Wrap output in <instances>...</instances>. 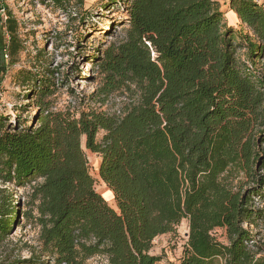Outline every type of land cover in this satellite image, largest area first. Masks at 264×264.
<instances>
[{"label":"trees","instance_id":"1","mask_svg":"<svg viewBox=\"0 0 264 264\" xmlns=\"http://www.w3.org/2000/svg\"><path fill=\"white\" fill-rule=\"evenodd\" d=\"M97 6L125 30L98 58L97 93L129 102L113 114L54 109L55 82L22 71L36 111L31 121L0 114V251L21 215L38 226L40 245L29 259L0 254V264H157L154 239L183 219L178 264H264V235L245 227L264 222L255 206L264 190V0H228L236 25L219 0H101L86 11ZM2 20L9 65L23 43L11 12ZM87 150L101 157L117 209L96 189ZM28 185L21 212L15 194Z\"/></svg>","mask_w":264,"mask_h":264},{"label":"rangeland","instance_id":"2","mask_svg":"<svg viewBox=\"0 0 264 264\" xmlns=\"http://www.w3.org/2000/svg\"><path fill=\"white\" fill-rule=\"evenodd\" d=\"M219 1L223 10L228 11V0ZM0 4L5 6V15H2L4 19L9 12L17 19L19 38L23 43V49L13 64L8 65L10 58H2L0 53V58L8 66V71L0 83V114L9 115L12 121L16 115L23 120H32L36 105L35 97L31 98L29 94L33 92L35 85L33 81H22L23 70H31L55 82L57 90L51 97L54 109H70L72 112L96 109L113 114L119 113L129 102V99L118 93L107 97H99L97 93V88L102 83L98 58L109 44L120 41L125 34L122 21L114 18L115 12L99 9L93 13L99 6L86 11L78 0H67L64 6L48 0H0ZM71 7H76L77 16L72 14ZM82 16L85 22L80 19ZM244 30L247 28L244 27ZM3 32L6 34L4 40H8L6 30ZM244 51V48L239 47L238 55L243 57ZM258 66L262 67V64ZM101 135L102 133L99 137ZM87 155L91 174L96 180V189L117 209L115 200L110 196V188L99 176L101 157L89 150ZM29 190L28 185L16 191L15 198L23 203L21 212L27 208L25 203ZM262 193V197L255 199L256 207L264 206V190ZM245 227L249 228L257 239L264 235L262 221L247 223ZM188 232L189 221L183 219L174 231L154 239L150 251L162 257L157 264L179 263L188 241ZM214 235L219 240L228 242L224 230L219 229ZM39 245L38 226L21 215L20 224L7 238L0 254L6 258L5 262L29 259L39 250ZM101 260L103 259L100 257L91 258L87 264H97ZM220 264H223V260H220Z\"/></svg>","mask_w":264,"mask_h":264},{"label":"crops","instance_id":"3","mask_svg":"<svg viewBox=\"0 0 264 264\" xmlns=\"http://www.w3.org/2000/svg\"><path fill=\"white\" fill-rule=\"evenodd\" d=\"M100 2L101 0H84L82 4L85 9H89L98 5ZM1 7L2 5L0 4V8ZM226 16L231 24L236 25L239 22V18L233 10L227 11ZM2 24H3V20H2V15L0 13V36L1 34L6 35L5 32H3L2 30Z\"/></svg>","mask_w":264,"mask_h":264},{"label":"built area","instance_id":"4","mask_svg":"<svg viewBox=\"0 0 264 264\" xmlns=\"http://www.w3.org/2000/svg\"><path fill=\"white\" fill-rule=\"evenodd\" d=\"M4 12H5V6L2 5V7L0 8L1 15H5ZM72 14H74L75 16L78 15L76 7L72 8ZM4 17L6 18L7 16H4ZM5 57L8 58V54L5 53Z\"/></svg>","mask_w":264,"mask_h":264},{"label":"bare ground","instance_id":"5","mask_svg":"<svg viewBox=\"0 0 264 264\" xmlns=\"http://www.w3.org/2000/svg\"><path fill=\"white\" fill-rule=\"evenodd\" d=\"M108 190V189H107ZM110 196H111V198H113V200H115V198H114V194H113V192L112 191H110ZM112 200V201H113ZM115 203V202H114Z\"/></svg>","mask_w":264,"mask_h":264}]
</instances>
